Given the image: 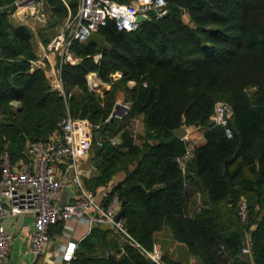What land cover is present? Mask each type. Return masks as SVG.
<instances>
[{
  "label": "trees",
  "instance_id": "trees-1",
  "mask_svg": "<svg viewBox=\"0 0 264 264\" xmlns=\"http://www.w3.org/2000/svg\"><path fill=\"white\" fill-rule=\"evenodd\" d=\"M167 1L164 15L142 20L133 30L120 29L109 18L95 31L105 44L93 34L75 40L72 49L81 60L63 65L68 90L80 86L90 104L85 112L101 122L97 131L105 140L97 151L101 173L94 184L105 183L121 167L128 170L113 191L126 202L122 218L129 232L147 249L154 248L155 233L169 226L202 264H264V0ZM5 4L16 7L15 0H0ZM70 4L75 12L79 0ZM47 5L57 21L68 14L63 0ZM13 9L0 17V154L9 149L17 159L27 158L33 136L47 138L58 128L67 102L43 67L32 69L31 60L39 55L32 38L15 32L8 17ZM185 10L193 23L183 18ZM118 69L122 75L113 79ZM92 70L112 82L104 98L89 88ZM130 79L136 80L133 87L127 85ZM120 87L131 98L130 109L110 116ZM219 98L234 106L232 135L211 119ZM139 113L145 130L135 137L130 125ZM196 122L205 128V141L196 145L184 170L177 156L186 143L175 128ZM117 134L120 141L111 143L108 136ZM242 198L249 205L248 224L240 216ZM245 227L252 260L242 251ZM108 234L96 225L69 264H158L130 242L107 250Z\"/></svg>",
  "mask_w": 264,
  "mask_h": 264
},
{
  "label": "built area",
  "instance_id": "built-area-1",
  "mask_svg": "<svg viewBox=\"0 0 264 264\" xmlns=\"http://www.w3.org/2000/svg\"><path fill=\"white\" fill-rule=\"evenodd\" d=\"M20 1L15 0V3ZM63 1L68 7V16L59 31L47 43L45 53L31 61L32 68L40 66L46 70L52 88L63 94L67 102V113L59 120L57 133L47 138L37 137L29 142L26 149L27 159L22 160L18 166L9 149H4L0 154V264L9 257L15 239L12 230L7 226V218L9 215L23 213L34 216L31 243L35 256H40L39 261L52 240V225L61 219H75L89 220L95 225H107L140 248L146 256L153 258L156 263L165 264L157 247L145 248L129 232L123 218H116L122 205L119 193L113 191L105 200L96 190L85 184L79 160L88 154L95 142L101 147L105 139L102 135L97 137L101 122H94L89 116L72 114L69 105L71 91L67 88L63 65L66 62L77 63L81 60V56L72 49L73 42L87 40L100 26L105 25L109 18L116 20L118 28L133 30L141 22L137 19L139 14H145L147 19L153 15L162 16L168 10V1L79 0L75 12L71 8L70 0ZM51 54H56V57ZM117 103L119 106H114L115 112L110 116H123L129 111L130 102ZM233 113V104L227 99L219 98L215 102L211 119L215 123L225 125L227 134L232 135L230 121ZM185 126L189 129V125ZM137 134L138 132L134 131L135 137ZM182 138L185 140L186 149L177 159L185 170L188 160L194 155L197 143L189 130ZM108 139L111 143L120 141L118 135H109ZM63 156L70 157L72 177L78 186L76 197L65 202L60 201L64 180L57 173V164ZM239 206L241 220L248 224L250 212L247 199L242 198ZM76 248L77 243L74 241L62 245L61 259L69 262ZM242 251L251 254L250 244L247 243Z\"/></svg>",
  "mask_w": 264,
  "mask_h": 264
},
{
  "label": "crops",
  "instance_id": "crops-1",
  "mask_svg": "<svg viewBox=\"0 0 264 264\" xmlns=\"http://www.w3.org/2000/svg\"><path fill=\"white\" fill-rule=\"evenodd\" d=\"M43 0H21L19 3H16L15 16L18 19H24L26 22L28 19H31L34 15V10L32 8L38 7L41 5ZM18 4V5H17ZM69 12V11H68ZM31 13V16L29 14ZM68 16L63 17V21ZM29 17V18H28ZM59 17V19L61 18ZM56 19V18H55ZM58 19V21H59ZM53 21L51 17V22L55 25L57 22ZM63 21L60 22L61 28ZM58 25V24H57ZM55 25V26H57ZM28 29V28H27ZM29 30V29H28ZM57 31V32H58ZM97 33V32H95ZM95 36V35H94ZM53 37V36H52ZM51 37V38H52ZM32 38V37H29ZM50 38V39H51ZM38 41L35 44V48L37 54L43 55L46 51V45L50 41ZM102 41V37L100 38ZM98 54V53H97ZM52 57H56V54H51ZM32 67V66H31ZM34 69V68H32ZM49 77V76H48ZM87 79L90 90L94 91L98 96L104 98L106 92L111 88L108 86L105 81H103L102 76L96 70H92L87 73ZM136 84L135 79H130L127 82V85L133 87ZM124 90V89H123ZM116 95L115 104L118 101H128L131 102V98L127 96L124 92ZM71 95H72V108L71 112L74 116H88V113L85 112L86 108L90 106V104L85 103L83 98V90L80 86L75 85L71 87ZM103 100V99H101ZM18 101H15L17 104ZM103 103V101H100ZM143 114L139 113L135 115L131 120L130 128L133 131L140 132L141 134L145 130V123L143 119ZM189 132L193 138V140L200 144L205 141V128L199 124H191L189 125ZM58 132V128L54 129L50 134H55ZM118 135V134H117ZM119 136V135H118ZM32 140V138H31ZM28 146V145H27ZM27 146L25 148L27 149ZM99 147L96 143L93 144L92 148L88 152L87 155L80 158L79 163L81 166L83 179L85 184L90 187L92 185L94 190L97 191L98 195L107 200L113 191L115 185L122 179H124L128 173V170L125 167H121L117 172L105 183L94 184L95 177L101 173V168L97 163V151ZM27 159L25 156H21L17 159H14L16 166L20 164L22 160ZM133 167V165H131ZM131 168V167H130ZM57 173L63 178L64 184L61 193V202L70 201L76 197L78 193L77 183L74 181L71 172V159L68 156H63L58 164H57ZM91 188V187H90ZM197 200L198 203L202 202V193L198 191ZM195 205L191 206L189 213L193 214L195 211ZM34 216L29 213H23L19 215H9L7 218V226L12 230L14 234V245L9 257L2 264H33L38 258L35 256L32 250L31 243V232L33 228ZM96 225L90 222L89 220H75V219H61L51 227L52 232V240L47 246V249L43 252L41 260L38 264H69V262L63 261L61 259L62 245L68 243L69 241H74L77 243V250L81 246V241L91 233L93 228ZM103 229H109V234H113L114 236L110 238L108 234V249L110 250L113 247H123L128 241L119 233L114 231L107 225H101ZM110 238V239H109ZM244 238L246 244L249 243L251 246V235L249 232L244 233ZM154 247H157L161 252L164 259H170L173 261H182L185 264H202L201 258L199 256L193 255L189 251V246L185 242H181L177 240L173 234L172 229L169 226H164L160 230L155 233V244ZM99 252H102L101 248H98ZM247 255L249 259L252 260V255L249 253H244Z\"/></svg>",
  "mask_w": 264,
  "mask_h": 264
},
{
  "label": "rangeland",
  "instance_id": "rangeland-1",
  "mask_svg": "<svg viewBox=\"0 0 264 264\" xmlns=\"http://www.w3.org/2000/svg\"><path fill=\"white\" fill-rule=\"evenodd\" d=\"M32 9L34 10V13L32 14L34 16L31 19H28L27 22L24 19L16 18V16H15L16 8L13 9V11L9 13L8 17H9L10 21L12 22V24L15 25V27L21 23L25 24L27 26V28L29 29V31L31 32V37H32V40L35 44H37L38 41H41V40L44 42L48 41L52 36H54L57 33L58 28L60 26V22L63 21L64 18L61 17L59 19V21L55 24V25L58 24L57 26H55L51 22V12H50L49 6L47 5V0H43L40 6L32 8ZM27 14H29V13H27ZM29 16H31V13L29 14ZM183 18L186 21L193 23V21L191 20V14L188 10H185V12L183 13ZM92 37L99 39L100 43L105 44V42L100 39L101 37L98 33H93L91 38ZM37 51H38V49H37ZM97 53L95 54V58H96V60H100V58L102 56V52H97ZM111 74L113 76V79H116L122 75V71L120 69H118V70L112 72ZM103 81H105V83L108 86L112 87L111 81L104 80V79H103ZM122 90L123 89L121 87L118 90L116 89V95H119V93H121ZM124 90H123V92H124ZM125 92H127V91H125ZM125 94L127 95L128 92ZM17 104H18V102H17ZM244 230L246 232H250V230H248L247 227H245ZM111 235H113V234L112 233L109 234L110 238L114 237Z\"/></svg>",
  "mask_w": 264,
  "mask_h": 264
},
{
  "label": "water",
  "instance_id": "water-1",
  "mask_svg": "<svg viewBox=\"0 0 264 264\" xmlns=\"http://www.w3.org/2000/svg\"><path fill=\"white\" fill-rule=\"evenodd\" d=\"M13 7H14L13 4L0 5V17H1V14H2L4 11L12 10ZM137 19H138L139 21H142V20L147 19V16H146L145 14H139L138 17H137ZM53 21L55 22L56 19L53 18ZM15 32H16L17 34H20V35L24 36V37H28V38L31 37V32L27 29V26H26L25 24H23V23L18 24V25L15 27ZM118 106H119V103H116V104H115V107L117 108ZM115 107L113 108V112H112L113 114H114V112H115ZM196 124H199V122H196ZM187 131H188V129H187V127L185 126L184 123H183L182 125H180L179 127H176V128H175V132H176L179 136H181V137H183V136L187 133ZM97 137H98V138L101 137V132H100V131L97 132ZM35 138H36V137L33 136V137H32V140H34ZM195 175H196V176L199 175V167H197V168L195 169ZM201 180H202V183L204 184V186H206L205 181H204L203 179H201ZM208 196H209L210 201L212 202V197H211L210 193L208 194ZM125 204H126V202H125V201H122L121 209H120V211L118 212L117 217H116L117 219H120V218L122 217V215H123V213H124V211H125ZM213 211H215V208H213ZM39 259H40V256H38V258L36 259V261H35L33 264H38ZM148 259H149V261H151V262H153V263L156 262V261H155L153 258H151V257H148Z\"/></svg>",
  "mask_w": 264,
  "mask_h": 264
}]
</instances>
